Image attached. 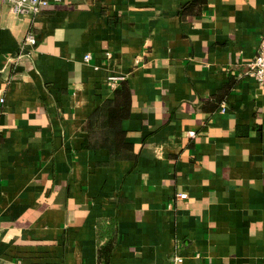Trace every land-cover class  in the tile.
<instances>
[{"label":"crops","instance_id":"crops-1","mask_svg":"<svg viewBox=\"0 0 264 264\" xmlns=\"http://www.w3.org/2000/svg\"><path fill=\"white\" fill-rule=\"evenodd\" d=\"M46 1L0 0V264H264V0Z\"/></svg>","mask_w":264,"mask_h":264},{"label":"built area","instance_id":"built-area-1","mask_svg":"<svg viewBox=\"0 0 264 264\" xmlns=\"http://www.w3.org/2000/svg\"><path fill=\"white\" fill-rule=\"evenodd\" d=\"M4 4L8 5L10 11L23 17H34L41 13L44 7L48 6L46 0H1ZM37 45V39L34 34L30 33L25 39L23 44L24 48H34ZM26 53V52H25ZM28 54H20L16 58L11 59V63H17L19 59ZM92 59L90 55L85 56V60L88 62ZM248 75L254 77L259 83L264 82V37L260 41L257 49V53L254 59L250 63ZM121 80L119 77H111L109 84L112 88H115L117 83ZM1 96V92H0ZM4 97H0V102L4 103ZM182 200L187 199V194L182 193L178 196ZM169 264H187L185 258L179 254H174L169 261Z\"/></svg>","mask_w":264,"mask_h":264},{"label":"trees","instance_id":"trees-1","mask_svg":"<svg viewBox=\"0 0 264 264\" xmlns=\"http://www.w3.org/2000/svg\"><path fill=\"white\" fill-rule=\"evenodd\" d=\"M200 0H195L192 5H188L183 11L182 13L183 14H190L193 10H194V7L197 5V3H199ZM117 96H122V97H125L126 101L129 103L130 102V97H131V92L128 88V86L125 84V83H122V88L117 90L116 91V99H117ZM116 99H113V100H109V101H106L101 107L100 109H98L95 114H94V117L95 119H98V117H100L103 113V111L105 110V108H108L110 107L111 104H113V102H116L117 100ZM108 111H109V108H108ZM111 114V112H110ZM114 116H116V113H114ZM92 118V119H93ZM105 120V119H104ZM118 147V146H117Z\"/></svg>","mask_w":264,"mask_h":264}]
</instances>
